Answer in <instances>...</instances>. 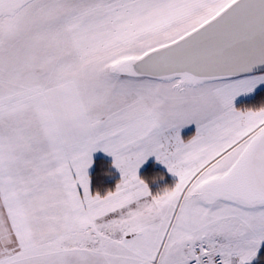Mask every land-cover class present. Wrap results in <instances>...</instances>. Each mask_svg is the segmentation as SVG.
<instances>
[{
  "label": "snow or ice",
  "instance_id": "1",
  "mask_svg": "<svg viewBox=\"0 0 264 264\" xmlns=\"http://www.w3.org/2000/svg\"><path fill=\"white\" fill-rule=\"evenodd\" d=\"M261 69L264 0H0V264H264Z\"/></svg>",
  "mask_w": 264,
  "mask_h": 264
},
{
  "label": "trees",
  "instance_id": "2",
  "mask_svg": "<svg viewBox=\"0 0 264 264\" xmlns=\"http://www.w3.org/2000/svg\"><path fill=\"white\" fill-rule=\"evenodd\" d=\"M262 99L264 98H262L261 92L257 91L249 97L237 101V106L239 107L241 104L250 105L259 103ZM93 159L94 164L89 172L92 176L94 190L106 191L107 189L114 187L118 181V176L111 162L102 156H97ZM140 175L149 181L153 191L174 183L173 179H171L161 167L151 163L141 169Z\"/></svg>",
  "mask_w": 264,
  "mask_h": 264
},
{
  "label": "crops",
  "instance_id": "3",
  "mask_svg": "<svg viewBox=\"0 0 264 264\" xmlns=\"http://www.w3.org/2000/svg\"><path fill=\"white\" fill-rule=\"evenodd\" d=\"M190 126H191V127H190ZM195 131H196V126H195V125H187V126L181 128V136H182V138H184V139H188L191 135H193V134L195 133ZM97 156H102V157L108 159V160L111 162V164H112V157H111L110 155H108V154H105L102 150H98L97 152L93 153V158H94V157H97ZM150 163L153 164V165H156V166L161 167V168L165 171V173H166L171 179H173V181H175L176 178H175L171 173H169V172L167 171V168H166V166H165L164 164H162V163L156 161L155 157H149L148 162H147L145 165H143V166L141 167V169H143L145 166H147V165L150 164ZM112 166H113V165H112ZM113 168H114V167H113ZM114 169H115V168H114ZM141 169H140V171H141ZM89 170H90V169H89ZM115 171H116V173H117L118 180H119V172H118L116 169H115Z\"/></svg>",
  "mask_w": 264,
  "mask_h": 264
},
{
  "label": "rangeland",
  "instance_id": "4",
  "mask_svg": "<svg viewBox=\"0 0 264 264\" xmlns=\"http://www.w3.org/2000/svg\"><path fill=\"white\" fill-rule=\"evenodd\" d=\"M250 95H252V94H248V95H246V96L238 97V98H237V101H239V100H241V99H243V98L249 97ZM190 125H195V124H190ZM190 127H191V126H190Z\"/></svg>",
  "mask_w": 264,
  "mask_h": 264
},
{
  "label": "water",
  "instance_id": "5",
  "mask_svg": "<svg viewBox=\"0 0 264 264\" xmlns=\"http://www.w3.org/2000/svg\"><path fill=\"white\" fill-rule=\"evenodd\" d=\"M261 70H264V69H261Z\"/></svg>",
  "mask_w": 264,
  "mask_h": 264
}]
</instances>
